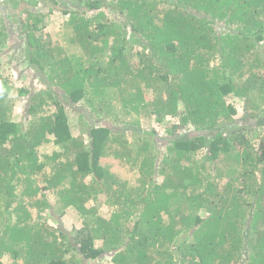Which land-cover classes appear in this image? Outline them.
<instances>
[{"label":"trees","instance_id":"obj_1","mask_svg":"<svg viewBox=\"0 0 264 264\" xmlns=\"http://www.w3.org/2000/svg\"><path fill=\"white\" fill-rule=\"evenodd\" d=\"M73 1L63 40L0 1V264H264V0Z\"/></svg>","mask_w":264,"mask_h":264},{"label":"rangeland","instance_id":"obj_2","mask_svg":"<svg viewBox=\"0 0 264 264\" xmlns=\"http://www.w3.org/2000/svg\"><path fill=\"white\" fill-rule=\"evenodd\" d=\"M0 1H5V0H0ZM17 1L16 3V7L15 9H13L12 6H10V13L13 14L14 16L17 17H21L22 15L26 16L28 14H32L34 16H39L42 17L44 20V23L46 25V36L48 38H50L49 40H63V36L60 35L61 31L64 29L65 24L63 23L65 20L64 18L61 16V9H73V8H81L82 5L77 4L75 5V3L78 2H74L73 0H15ZM56 1V2H55ZM58 1V2H57ZM115 19H118V17L116 15L113 16ZM8 24V29L11 33V37H10V43L11 44H15L16 40L15 39V34L17 30V26L15 25V20H11L8 19L7 21ZM10 44V45H11ZM63 45H65L64 43H62ZM21 44H15L12 45V47L9 48L8 52H12L13 54L17 53V56L15 57L14 61H11V63L13 64H17L18 61L21 60V56L19 54V51H17V48L21 47ZM14 67V65H13ZM9 69V68H8ZM2 73H8L10 72L13 76V80H21V77L19 74L15 73V67L12 69V71H8L7 68H2L1 71ZM28 75V74H25ZM34 85L36 87H39L38 82L36 81L34 83ZM23 98H13L14 102H18L22 101ZM25 101V100H24ZM15 105V104H13ZM17 107V106H16ZM75 107V106H74ZM84 107V106H82ZM81 106H79V108L77 109V111H86V116H87V121L89 123H94V121L98 122L99 119L94 117V113L93 112H89L88 109L87 110H83ZM54 106L48 108V110H54ZM76 108V107H75ZM25 105L20 106V109L18 110H14V117L18 118L19 120H17L19 123L26 121V114H25ZM22 112L23 115H19L18 113ZM25 115V116H24ZM72 122L76 123L78 122V119L76 117L72 116ZM98 119V120H96ZM141 122V126L143 129H148L151 130L154 127V123L152 120H149L148 118L146 119V117H141L140 119ZM23 126V125H22ZM79 127L78 129H76L74 131V135L79 137H83V135H87V126H86V132L84 131V125H80V126H76V128ZM155 127L161 131L163 133V128L158 127V125L156 124ZM84 138V137H83ZM87 139V138H84ZM131 137L129 135V141L131 142ZM161 146H163L164 143L160 142L159 143ZM263 143H257L255 141V145L256 147L259 149L262 146ZM54 149H56V147H54L53 145H45L43 148H40V153L41 155H50L54 152ZM102 163L106 166H108L110 168V170L114 171L115 173L119 174L120 176H122L123 178H128L129 180H131L132 178V174L131 171L128 169L129 167H125L122 164H120V162L116 159H114L113 156H109L108 158H104L102 160ZM96 205V208L98 209V211H100L101 213H107L109 211V207H107V205L105 204V198H101L98 202L96 203H91L89 206H94ZM57 211V210H55ZM59 214H61V211L58 212ZM55 217L53 218V222L54 223V227L55 228H62L64 231L66 230L68 233L74 234L77 230L79 229H84L85 225L83 223V220L80 218V216L72 210H68L66 211V215L61 218L57 212L54 214ZM14 218V217H13ZM8 264V263H7ZM19 264H23V262L20 260ZM104 264H111L109 262V260H105ZM243 264V263H240Z\"/></svg>","mask_w":264,"mask_h":264}]
</instances>
